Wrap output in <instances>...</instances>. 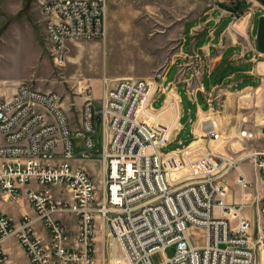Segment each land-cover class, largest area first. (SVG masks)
Masks as SVG:
<instances>
[{"label":"built area","instance_id":"1","mask_svg":"<svg viewBox=\"0 0 264 264\" xmlns=\"http://www.w3.org/2000/svg\"><path fill=\"white\" fill-rule=\"evenodd\" d=\"M37 1L56 67H65L69 42L107 38L106 0ZM229 2L246 6L242 14H230L234 22L256 6L255 0ZM259 6L264 13V5ZM188 59L199 67L192 80L204 62L194 54ZM162 88L156 79L124 78L106 86L97 100L92 86L85 85L74 121L58 93L27 83L0 101V195L16 203L28 188L35 214L17 220L0 211V264L8 262L2 245L8 239L16 240L29 264H96L97 218L127 264H155L153 257L173 246L175 256L158 264H258L243 211L255 207L264 220V192L259 194V183L264 185V119L243 126L222 149L192 143L165 154L163 148L181 131L182 115L173 104L166 105L168 95L159 109L154 107ZM207 103L217 109L212 98ZM98 123L104 130L101 148L95 140ZM207 132L209 139L216 137ZM92 159L103 167L102 191L87 170L74 165ZM245 163L253 168L254 182L242 167ZM231 175L240 193V202L232 205L226 183ZM251 190L255 195L249 204ZM64 217L76 218L73 247ZM111 259L121 262L115 250L109 264Z\"/></svg>","mask_w":264,"mask_h":264},{"label":"rangeland","instance_id":"2","mask_svg":"<svg viewBox=\"0 0 264 264\" xmlns=\"http://www.w3.org/2000/svg\"><path fill=\"white\" fill-rule=\"evenodd\" d=\"M112 1L115 8L108 10L107 38L98 41L69 42L64 68L56 67L48 53L44 37V22L36 24L37 33L28 23L18 19L2 27L0 29V100H3L1 95L3 91L13 86L14 82L22 81L44 91L58 93L65 107L71 110L70 113L75 120L83 103L81 92L85 85H91L94 98L100 100L105 87L113 85L117 81L115 79L119 77L152 81L156 79L158 83L162 82L174 58L181 51L182 24L183 20L194 12L189 7V2L192 0ZM255 2L253 11L259 10V5H263L259 0ZM245 18H242V21L240 20L241 22L236 23L234 27L243 28L242 22ZM259 18L260 16L256 17L257 25ZM243 30L246 32L248 27ZM131 40H133V47L128 45V41ZM260 62L263 63L260 64L259 73L263 77L259 78L255 89L240 91L233 107L235 120L240 122V129L246 124H253L256 120L260 123L264 119V58H261ZM176 67L173 66L169 70L168 82L176 78ZM162 90H165L166 94L156 99L154 107L159 109L168 95L167 106L169 104H173V108L177 106L181 115L184 109L182 123L186 126V130L176 140L163 148V153L183 149L192 143L193 145L197 143V146L207 143L209 146L222 149L232 142L233 135L229 137L227 132H223L221 121L223 113H217L215 110H211L209 114L202 117V137L193 142L190 141L188 120L194 118L196 106L189 100L187 88L185 86L178 88L182 103L176 90H167V86ZM198 99L202 104V97ZM218 116H221V119ZM175 127L180 128L178 121ZM96 130L97 148H101L103 125L98 123ZM209 130H212L216 137L209 139L206 136ZM239 148L237 146V149ZM86 162L93 164L95 176L98 177L96 183L102 191L103 167L100 160L92 159ZM229 177L226 178V183ZM18 210L22 209L18 208ZM63 221L71 232L72 238H75L76 218L64 217ZM96 244L101 248L99 258L97 257L100 260L99 264H103L102 260L104 264H109V257L113 250L121 262L113 263L111 259V264H127L122 259V249L108 236V229L100 218H97ZM259 246H257L258 254ZM104 247H106V256L103 259ZM175 254L176 247L173 246L167 249L164 255L158 254L153 257L152 262L158 264L164 258H173Z\"/></svg>","mask_w":264,"mask_h":264},{"label":"crops","instance_id":"3","mask_svg":"<svg viewBox=\"0 0 264 264\" xmlns=\"http://www.w3.org/2000/svg\"><path fill=\"white\" fill-rule=\"evenodd\" d=\"M106 2L107 10H113L115 8L113 7L112 0H106ZM189 7L194 12L183 20L181 51L176 55L169 68L170 70L173 66H177L176 78L168 82V70L163 82H160V86H167V90H176L181 103L182 98L178 93V88L179 86H185L187 88L188 98L196 106L194 118L188 120V125L190 126L188 129L190 141L193 142L199 137H202V117L211 112L207 103L209 98H212L213 106L217 109L219 108V110L215 109V112L223 113L221 120L224 129L223 132H227L229 137L233 135L232 138H235L240 130V122L235 120L233 109L237 100L236 97H238L240 91L255 89L259 78L263 77L259 73L260 64L263 63L260 62V59L264 58V56H259L260 53L256 47V32L258 27L256 17L264 16V13L260 10L253 11L247 24L248 30L245 32L243 30L245 28L234 27L241 19L234 22L230 14H240V12L232 10L236 6L231 5L229 0H207L204 2L202 0H192L189 2ZM15 19L28 23L36 31V24L43 22V15L38 1L0 0V29L5 25L8 26L12 20V23H14ZM132 41H128V45H131V47H133ZM191 54L199 56V60L204 62V67L202 70L200 69L199 76L192 80L190 76L198 71L199 67H197L194 61L188 59ZM181 68L184 69V75L178 81L179 70ZM120 79L124 78L119 77L115 81ZM22 83L24 82H14L13 86L1 93L2 99L6 100L12 97L17 87ZM163 93L162 97L166 94L165 90ZM200 96L203 99L202 104L198 101ZM220 104L223 106L222 109L219 107ZM174 109H177V106ZM66 110L68 111L69 109L66 108ZM70 112L71 110L68 111V114L72 121H74ZM218 117L221 119V116ZM181 118V131L173 138L174 140L186 130V126L182 123L184 109ZM74 165L76 167H83L88 172L90 171L89 173L93 179L95 181L98 180V177L95 176L92 163L76 160ZM242 167L251 175V179L254 182L255 178L252 175V166L245 163ZM234 178L235 175H231L227 179V184L231 191V195L227 201L231 205L240 202V193L234 184ZM28 190V188H24L20 191L21 198L16 203H7L0 195V211L17 220L26 215L35 217L27 199ZM263 192L264 185L259 183L260 196L263 195ZM254 195V190H251L247 195L246 202L251 204ZM18 208L22 210H18ZM243 215L250 221L249 234L253 244L257 248L260 242L264 243V220L257 216L255 207L245 208ZM40 232L43 236L47 237L44 229L40 228ZM74 239L71 243L72 247L74 246ZM2 245L8 254V262L6 264H29L26 253L19 247L15 239L5 240ZM95 248L96 264H99L100 260L97 257L99 258L101 248L97 244H95ZM105 248L102 254L103 259L106 256ZM259 250L258 264H264V246H259ZM102 263L104 264L103 260Z\"/></svg>","mask_w":264,"mask_h":264},{"label":"water","instance_id":"4","mask_svg":"<svg viewBox=\"0 0 264 264\" xmlns=\"http://www.w3.org/2000/svg\"><path fill=\"white\" fill-rule=\"evenodd\" d=\"M256 47L258 52L264 56V16H261L258 21Z\"/></svg>","mask_w":264,"mask_h":264},{"label":"trees","instance_id":"5","mask_svg":"<svg viewBox=\"0 0 264 264\" xmlns=\"http://www.w3.org/2000/svg\"><path fill=\"white\" fill-rule=\"evenodd\" d=\"M259 1L264 5V0H259ZM232 10L236 12H240V14H242L243 12L246 11V6L245 5L236 6V7H233Z\"/></svg>","mask_w":264,"mask_h":264},{"label":"bare ground","instance_id":"6","mask_svg":"<svg viewBox=\"0 0 264 264\" xmlns=\"http://www.w3.org/2000/svg\"><path fill=\"white\" fill-rule=\"evenodd\" d=\"M259 14H262V13H259ZM244 17H246L245 19H244V21L242 22V27L243 28H246L247 27V24H248V22H249V20H250V17H251V14H247V16H244ZM243 17V18H244ZM242 21V20H241ZM241 21H239V23L241 22ZM241 25V24H240ZM239 28V27H238Z\"/></svg>","mask_w":264,"mask_h":264}]
</instances>
